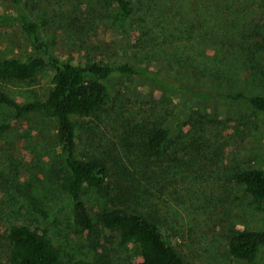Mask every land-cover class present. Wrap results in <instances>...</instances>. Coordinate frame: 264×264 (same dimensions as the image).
<instances>
[{
    "label": "rangeland",
    "instance_id": "1",
    "mask_svg": "<svg viewBox=\"0 0 264 264\" xmlns=\"http://www.w3.org/2000/svg\"><path fill=\"white\" fill-rule=\"evenodd\" d=\"M74 4L65 0H22L17 8L11 0H0V15L19 10L35 20L49 52L62 60L75 62L92 57L109 64L129 61L140 66L148 62L149 45L134 46L132 53L117 49L118 37L110 11L108 16L101 6L91 11L84 6L78 10L76 0ZM41 17L46 18L45 23H40ZM254 18L263 22L264 11ZM41 55L30 46L18 22H0V58ZM230 68L233 77L249 78L244 82L247 90L264 91V80L252 79L246 69ZM163 70L171 75L165 65ZM52 73L47 67L30 80L0 82V88L19 102L43 99ZM198 79L202 83L196 91L209 97L162 92L147 78L116 75L105 80L108 103L96 115L76 119L75 152L78 157L97 155L106 159L107 190L111 196L85 190L83 200L93 220L104 206L111 204L156 218L186 264H264V247L252 263L227 252L232 228L263 226L261 213L249 204L242 187L233 180L237 170L259 166L260 162L240 156L233 146L236 139L229 136L235 115L229 114L226 106L212 95L226 90L227 79ZM247 116L252 119L250 114ZM206 118L216 121L210 123ZM194 119L200 123L196 127L192 124ZM155 123L167 127L169 135L155 162L157 175L150 182L152 174L140 167L146 158L140 130ZM0 124L6 125L0 134V264H9L3 232L15 222L43 230L53 244L73 251L75 257L94 264H123L131 244L121 247L107 230L93 235L72 221L71 201L55 176L59 149L54 142L53 123L43 117L13 119L9 109L0 108ZM119 168L127 170L128 175L118 173ZM121 202L125 204L120 205ZM30 205L44 211V215Z\"/></svg>",
    "mask_w": 264,
    "mask_h": 264
},
{
    "label": "trees",
    "instance_id": "2",
    "mask_svg": "<svg viewBox=\"0 0 264 264\" xmlns=\"http://www.w3.org/2000/svg\"><path fill=\"white\" fill-rule=\"evenodd\" d=\"M21 1L11 0L17 8ZM65 1L75 5V0ZM76 1L78 10L84 6L93 11L101 6L108 16L110 11L112 27L118 37L117 49L132 53L134 46L149 45L148 62L140 66L129 61L109 64L92 57L75 62L69 58L62 60L49 52L48 43L40 38L39 23L35 20H30L19 10L11 15H0V22H18L30 46L42 54L27 59L0 58V82L26 81L44 68L52 69L51 85L43 99L19 102L0 88V108L9 109L13 119L43 117L53 123L54 142L59 149L55 176L61 191L71 201L74 225L93 235L107 230L121 247L131 244L132 249L123 264H186L179 250L169 242L166 228L156 218L111 204L104 206L96 219H92L82 196L85 190L111 196L107 190L109 168L102 156L76 155V119L90 118L108 103L109 90L105 80L112 76L147 78L162 92H185L190 98L209 97V94L196 91L202 83L198 78H225L226 90L212 95L226 106L229 114L235 115L229 134L236 139L233 146L242 158L259 159L260 162L259 166L237 170L233 180L242 187L243 195L261 213L263 220L261 227L232 228L227 252L252 263L264 247V91L247 90L244 82L249 78L233 77L228 68L246 69L252 79L263 82L264 21L260 22V17L256 22L254 16L264 11V0ZM45 21L46 18L41 17L40 23ZM164 65L171 75L163 70ZM247 114L252 119L249 120ZM257 114L262 118L259 119ZM181 119L183 125L182 116ZM191 120L192 117L187 122ZM196 123L194 119L193 126ZM5 127L0 124V134ZM140 131L143 154H146L140 167L150 171L152 182L157 175L155 162L159 160V151L168 138L169 129L155 123ZM258 135L261 136L259 140ZM118 173L127 174V170L119 168ZM118 191L122 192V189ZM134 198L137 200L138 196L134 194ZM124 204L121 202L120 205ZM30 206L44 215V211ZM3 236L9 264H94L53 244L43 230L27 223H10Z\"/></svg>",
    "mask_w": 264,
    "mask_h": 264
}]
</instances>
